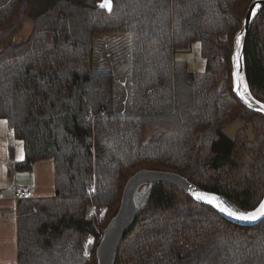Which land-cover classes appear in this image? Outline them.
<instances>
[{
    "label": "trees",
    "instance_id": "16d2710c",
    "mask_svg": "<svg viewBox=\"0 0 264 264\" xmlns=\"http://www.w3.org/2000/svg\"><path fill=\"white\" fill-rule=\"evenodd\" d=\"M102 1L0 0V120L23 152L11 167L53 165V195L16 204V264H97L102 232L141 170L178 174L242 211L264 196V118L235 98L231 79L234 37L253 0H110V12ZM25 18L28 37L9 41ZM110 34L131 38L127 114L115 110L113 76L93 70L94 39ZM193 43L202 72L175 59ZM244 57L250 94L264 104V9ZM234 120L254 138L237 145L223 135ZM245 146L253 153L240 161ZM115 264H264V220L233 225L154 185Z\"/></svg>",
    "mask_w": 264,
    "mask_h": 264
},
{
    "label": "water",
    "instance_id": "95a60500",
    "mask_svg": "<svg viewBox=\"0 0 264 264\" xmlns=\"http://www.w3.org/2000/svg\"><path fill=\"white\" fill-rule=\"evenodd\" d=\"M102 3H104V0ZM263 9L264 0H253L247 9L240 30L234 37L233 53L231 56V79L232 93L235 98L247 109L260 113L264 118V104L255 100L250 94L248 88L244 57L246 40L250 31L251 23ZM108 12H110V10H108ZM238 37L239 45H237ZM160 184L174 187L189 196L194 202L205 207H210L220 217L233 225L250 228L260 224L264 220V217H260L251 222L241 221L229 217L215 206L219 204L236 212L247 213L258 208L259 204L264 202V196L255 209L242 211L226 198L214 193L203 191L178 174L141 170L136 172L126 182L118 211L102 232V237L95 250L97 264H115L116 256L124 237L134 227L137 217L144 210L150 200L152 187ZM197 195H202L207 198L215 197L216 199L213 203H208L207 199H197Z\"/></svg>",
    "mask_w": 264,
    "mask_h": 264
},
{
    "label": "rangeland",
    "instance_id": "374dc122",
    "mask_svg": "<svg viewBox=\"0 0 264 264\" xmlns=\"http://www.w3.org/2000/svg\"><path fill=\"white\" fill-rule=\"evenodd\" d=\"M29 18L22 21L20 28L13 34V38L9 41L22 43L29 35L32 25ZM2 43L0 44L1 47ZM93 52V70L97 73H109L113 76V92L115 110L121 114L131 112L132 100V85H131V38L129 35H103L96 36L94 39ZM198 43H193L188 49L175 52V59L185 61L189 70L202 72L205 69V61L201 57L198 50ZM223 135L237 141L239 145L242 137L251 140L254 138L253 131L249 124L234 120L227 124L223 130ZM147 140L154 139L155 134H150ZM15 151H21L22 144L18 140L11 137ZM12 144V145H13ZM253 153V149L245 146V151L239 154L240 161ZM23 155V154H22ZM25 174V173H24ZM26 175V174H25ZM28 175H31L29 173ZM12 184H15L14 182ZM21 184V183H19ZM25 185V184H21ZM92 240L89 239L86 245V250H90Z\"/></svg>",
    "mask_w": 264,
    "mask_h": 264
},
{
    "label": "crops",
    "instance_id": "0c3cea01",
    "mask_svg": "<svg viewBox=\"0 0 264 264\" xmlns=\"http://www.w3.org/2000/svg\"><path fill=\"white\" fill-rule=\"evenodd\" d=\"M11 131L4 120H0V264L17 263L16 247V198L15 189L24 188L30 197L53 195V165L50 160L33 164L30 171H14L12 162L23 159L15 151ZM13 144V145H12ZM26 175H25V174ZM31 173V175H28ZM15 184H12V183ZM25 185H21V184Z\"/></svg>",
    "mask_w": 264,
    "mask_h": 264
},
{
    "label": "snow or ice",
    "instance_id": "6c2138e0",
    "mask_svg": "<svg viewBox=\"0 0 264 264\" xmlns=\"http://www.w3.org/2000/svg\"><path fill=\"white\" fill-rule=\"evenodd\" d=\"M101 8H108L110 10L111 8V3L110 0H104V3L100 5ZM237 45H239V37L237 38ZM197 199H207L208 203H213L215 201V197L207 198L202 195H197ZM216 207L219 208V210L225 214H227L229 217L241 220V221H255L260 217H264V202H261L259 204V207L256 208L254 211L247 212V213H241V212H236L234 210L225 208L219 204L215 205Z\"/></svg>",
    "mask_w": 264,
    "mask_h": 264
},
{
    "label": "built area",
    "instance_id": "2783aa9c",
    "mask_svg": "<svg viewBox=\"0 0 264 264\" xmlns=\"http://www.w3.org/2000/svg\"><path fill=\"white\" fill-rule=\"evenodd\" d=\"M15 194H16V198L18 200L19 199L31 198L29 191L24 189V188H16L15 189Z\"/></svg>",
    "mask_w": 264,
    "mask_h": 264
}]
</instances>
